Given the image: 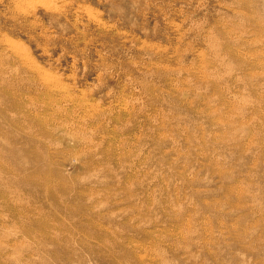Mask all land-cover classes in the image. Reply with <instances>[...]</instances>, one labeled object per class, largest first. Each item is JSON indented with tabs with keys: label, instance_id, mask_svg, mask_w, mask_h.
I'll use <instances>...</instances> for the list:
<instances>
[{
	"label": "rangeland",
	"instance_id": "rangeland-1",
	"mask_svg": "<svg viewBox=\"0 0 264 264\" xmlns=\"http://www.w3.org/2000/svg\"><path fill=\"white\" fill-rule=\"evenodd\" d=\"M0 264H264V0H0Z\"/></svg>",
	"mask_w": 264,
	"mask_h": 264
}]
</instances>
